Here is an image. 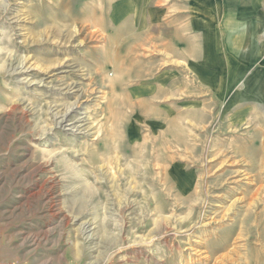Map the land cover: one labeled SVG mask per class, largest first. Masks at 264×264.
<instances>
[{"label":"rangeland","instance_id":"374dc122","mask_svg":"<svg viewBox=\"0 0 264 264\" xmlns=\"http://www.w3.org/2000/svg\"><path fill=\"white\" fill-rule=\"evenodd\" d=\"M161 2L0 0V264H264V108L176 79Z\"/></svg>","mask_w":264,"mask_h":264},{"label":"crops","instance_id":"0c3cea01","mask_svg":"<svg viewBox=\"0 0 264 264\" xmlns=\"http://www.w3.org/2000/svg\"><path fill=\"white\" fill-rule=\"evenodd\" d=\"M161 1L165 8L145 15L144 24L158 23L167 32L176 79L191 93L209 87L215 99L240 113L264 108V0Z\"/></svg>","mask_w":264,"mask_h":264},{"label":"built area","instance_id":"2783aa9c","mask_svg":"<svg viewBox=\"0 0 264 264\" xmlns=\"http://www.w3.org/2000/svg\"><path fill=\"white\" fill-rule=\"evenodd\" d=\"M5 264H24V263L21 261H14V262L5 263ZM68 264H96V263H68Z\"/></svg>","mask_w":264,"mask_h":264}]
</instances>
